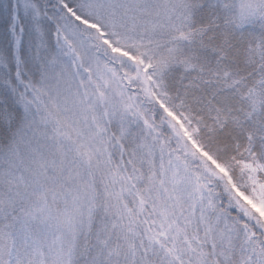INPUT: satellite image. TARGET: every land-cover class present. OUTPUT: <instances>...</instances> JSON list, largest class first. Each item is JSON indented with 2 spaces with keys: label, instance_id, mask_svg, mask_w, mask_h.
<instances>
[{
  "label": "snow or ice",
  "instance_id": "snow-or-ice-1",
  "mask_svg": "<svg viewBox=\"0 0 264 264\" xmlns=\"http://www.w3.org/2000/svg\"><path fill=\"white\" fill-rule=\"evenodd\" d=\"M0 264H264V0H0Z\"/></svg>",
  "mask_w": 264,
  "mask_h": 264
}]
</instances>
